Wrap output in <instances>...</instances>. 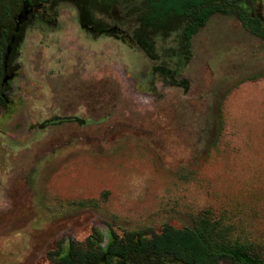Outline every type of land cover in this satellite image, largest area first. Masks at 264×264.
<instances>
[{
    "label": "rangeland",
    "instance_id": "rangeland-1",
    "mask_svg": "<svg viewBox=\"0 0 264 264\" xmlns=\"http://www.w3.org/2000/svg\"><path fill=\"white\" fill-rule=\"evenodd\" d=\"M111 12L93 18L127 39L119 2ZM28 16L9 94L25 91L0 111V264H59L69 241L104 247L107 229L189 226L202 210L264 245V46L234 13L191 36L186 89L70 3ZM53 116L75 119L34 126Z\"/></svg>",
    "mask_w": 264,
    "mask_h": 264
},
{
    "label": "trees",
    "instance_id": "trees-1",
    "mask_svg": "<svg viewBox=\"0 0 264 264\" xmlns=\"http://www.w3.org/2000/svg\"><path fill=\"white\" fill-rule=\"evenodd\" d=\"M60 2L73 5L79 24L92 34L105 33L127 41L151 62V71L162 82L182 89L187 88V80L178 78L177 66L189 59L191 36L212 14L234 13L264 46V17L256 0H16L13 11L4 14L0 10V59L5 55L8 61L15 59V49L28 25L29 4L47 10ZM118 2L122 17L131 24L127 39L116 29L109 32L106 24L93 18L94 12L110 17L111 8ZM4 8L9 11L8 6ZM16 21L20 22L18 27ZM164 42L167 46H163ZM261 75L264 71L254 77ZM73 119L53 116L37 126ZM107 231L110 241L104 247L96 244L98 238L92 236L83 242L69 241L68 251L59 253V264H264L263 244L233 236L230 225L213 218L208 210L194 215L189 226L164 223L158 232L126 230L121 236Z\"/></svg>",
    "mask_w": 264,
    "mask_h": 264
},
{
    "label": "flooded vegetation",
    "instance_id": "flooded-vegetation-1",
    "mask_svg": "<svg viewBox=\"0 0 264 264\" xmlns=\"http://www.w3.org/2000/svg\"><path fill=\"white\" fill-rule=\"evenodd\" d=\"M34 9L37 10L38 9L37 6L29 4L27 12L29 13L30 11H32ZM24 19H25V17L22 18V20H24ZM19 23H17V21H16L15 25L18 27ZM9 49H10V44L7 45V48H6V52L7 53H9ZM0 60H1L0 61V111H1L3 108L7 107V104L9 102H12V103L14 102V96H17V97H15V99H17L19 96H21V97L23 96V92L25 91V86H23L21 88V90H19L16 94H14V95L13 94L12 95L9 94V93H11L9 91H11V89L13 87V80L16 79L17 78V74L20 73L19 70H18L19 68L16 67L15 64H14L15 63V59H13L12 61H8V56L7 55H5L4 57H1ZM32 93L33 92H31L29 90V95H32ZM21 97H19L20 100H21ZM34 126L36 128H39L37 126V124L34 125ZM34 126L32 125V127H34ZM42 129H44V127Z\"/></svg>",
    "mask_w": 264,
    "mask_h": 264
}]
</instances>
